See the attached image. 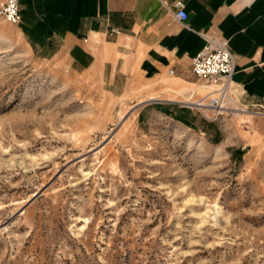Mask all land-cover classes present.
Returning <instances> with one entry per match:
<instances>
[{"label": "rangeland", "instance_id": "1", "mask_svg": "<svg viewBox=\"0 0 264 264\" xmlns=\"http://www.w3.org/2000/svg\"><path fill=\"white\" fill-rule=\"evenodd\" d=\"M131 100L0 18V264H264V145L234 162Z\"/></svg>", "mask_w": 264, "mask_h": 264}, {"label": "crops", "instance_id": "2", "mask_svg": "<svg viewBox=\"0 0 264 264\" xmlns=\"http://www.w3.org/2000/svg\"><path fill=\"white\" fill-rule=\"evenodd\" d=\"M175 1L19 0L15 25L42 57L111 97L133 99L138 120L165 116L227 147L236 162L264 145V0H182L184 21ZM208 38L228 41L233 92L248 113L213 121L187 105L212 89L192 72V57Z\"/></svg>", "mask_w": 264, "mask_h": 264}, {"label": "built area", "instance_id": "3", "mask_svg": "<svg viewBox=\"0 0 264 264\" xmlns=\"http://www.w3.org/2000/svg\"><path fill=\"white\" fill-rule=\"evenodd\" d=\"M173 6L176 18L184 21L187 13L183 1L176 0ZM0 18L11 24L19 23V0H0ZM234 68V56L228 41L208 38L203 48L192 57V72L202 84L211 86L212 89L201 99L187 105L213 121L248 113V108L238 101L233 92Z\"/></svg>", "mask_w": 264, "mask_h": 264}]
</instances>
